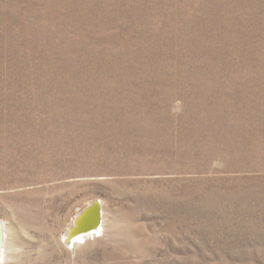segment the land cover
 I'll list each match as a JSON object with an SVG mask.
<instances>
[{
    "label": "rangeland",
    "instance_id": "374dc122",
    "mask_svg": "<svg viewBox=\"0 0 264 264\" xmlns=\"http://www.w3.org/2000/svg\"><path fill=\"white\" fill-rule=\"evenodd\" d=\"M0 222V264H264V0H0Z\"/></svg>",
    "mask_w": 264,
    "mask_h": 264
},
{
    "label": "bare ground",
    "instance_id": "6f19581e",
    "mask_svg": "<svg viewBox=\"0 0 264 264\" xmlns=\"http://www.w3.org/2000/svg\"><path fill=\"white\" fill-rule=\"evenodd\" d=\"M191 54V53H190ZM219 55V54H218ZM225 56V55H224ZM185 57V56H184ZM195 57V56H194ZM222 57V56H221ZM219 59V58H218ZM225 60V59H224ZM231 60V59H230ZM233 62V61H232ZM170 63V62H169ZM231 63V62H230ZM234 64V63H233ZM254 64V63H253ZM258 65V64H257ZM256 65V66H257ZM192 66V65H191ZM225 66V65H224ZM233 66V65H232ZM217 68V67H216ZM229 68V67H228ZM234 68V67H233ZM252 68V67H251ZM191 70V69H190ZM207 70V69H206ZM230 71V70H229ZM160 72V71H159ZM172 72V71H171ZM225 72V71H224ZM235 72V71H234ZM254 72V71H253ZM257 72V71H256ZM179 73V72H178ZM177 73V74H178ZM188 73V72H187ZM221 73V72H220ZM219 73V74H220ZM213 74V73H212ZM235 75V74H234ZM254 75V74H253ZM162 76V75H161ZM208 76V74H207ZM213 76V75H212ZM220 76V75H219ZM241 76V75H240ZM243 76V74H242ZM232 77V75H231ZM247 77V76H246ZM208 78V77H207ZM218 78V77H217ZM241 78V77H240ZM171 79V78H170ZM214 79V78H213ZM219 79V78H218ZM214 81V80H213ZM180 82V81H179ZM206 82V81H205ZM171 83V82H170ZM211 83V82H210ZM223 83V82H222ZM212 84V83H211ZM217 84V83H216ZM229 84V83H228ZM232 84V83H231ZM181 85V84H180ZM208 85V84H206ZM185 86V85H184ZM200 86V85H199ZM211 86V85H210ZM188 87V86H187ZM215 87V86H214ZM233 87V86H232ZM211 88V87H210ZM188 89V88H187ZM216 89V88H215ZM187 92V91H186ZM196 92V91H195ZM227 92V91H226ZM189 94V93H188ZM200 97V96H199ZM198 98V97H197ZM217 98V97H216ZM251 101V100H250ZM234 102V101H233ZM257 103V102H256ZM263 103V102H262ZM258 104V103H257ZM261 105V104H260ZM248 106V105H247ZM222 108V107H221ZM262 109V108H261ZM258 110V109H257ZM228 116V115H227ZM211 120V119H210ZM225 121V120H224ZM212 123V122H211ZM207 125V124H206ZM197 130V129H196ZM202 133V132H201ZM200 133V134H201ZM18 150V149H17ZM92 203H94L95 207L92 208L87 206L85 209L86 211H89L90 213L88 214V217L86 218V220H84L85 224L82 225V229H79V226L76 225V223H79L83 213H79L78 216L75 219V224L72 225V227H69L66 232L64 233V237L66 238V241L69 242L71 245H76L77 242L85 236L92 234L95 235L101 231H103L106 227V223L104 222V214H103V208H102V202L101 201H93ZM91 203V204H92ZM99 207L100 212H96V208ZM93 209V210H91ZM91 210V211H90ZM99 222V225L97 223V221ZM7 225H5L4 223L1 224L0 222V254L1 251H3L6 248V235H7V249H8V236H9V231H8V227H6ZM95 226V227H94ZM91 227H94L92 229H89ZM89 229V230H88ZM87 230V231H86ZM89 237V236H88ZM84 243V242H83ZM79 244V242H78ZM10 246V245H9Z\"/></svg>",
    "mask_w": 264,
    "mask_h": 264
},
{
    "label": "water",
    "instance_id": "95a60500",
    "mask_svg": "<svg viewBox=\"0 0 264 264\" xmlns=\"http://www.w3.org/2000/svg\"><path fill=\"white\" fill-rule=\"evenodd\" d=\"M91 206H92V208H94V207H95L94 203H92V204L89 205V207H91ZM91 210H93V209H91ZM91 210H90V211H91ZM95 210H96V212H98V213L100 212L99 207H97ZM82 213H83V216H82L80 222H79V223H76V225L79 226V229H80V228L82 229V225L85 224V223H84V222H85L84 220H86V218L88 217V214H89L90 212H89V211H86V209H85L84 211H82ZM99 222H100V221L98 220V221H97L98 225H99ZM94 227H95V226H94ZM94 227H91V228H89V229H92V228H94ZM89 229H88V230H89ZM86 231H87V230H86Z\"/></svg>",
    "mask_w": 264,
    "mask_h": 264
}]
</instances>
